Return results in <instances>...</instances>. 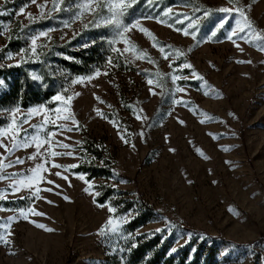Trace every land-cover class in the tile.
<instances>
[{"label": "rangeland", "instance_id": "obj_1", "mask_svg": "<svg viewBox=\"0 0 264 264\" xmlns=\"http://www.w3.org/2000/svg\"><path fill=\"white\" fill-rule=\"evenodd\" d=\"M137 1L129 0L131 6L125 10L124 21L139 20L154 34L158 46L154 47L152 39L138 29L126 33L132 47L125 52L124 43L117 44L121 52H113L112 65L106 63L65 80L64 88L55 96H73L67 111L55 96L27 108L0 109L4 120L0 130L12 123L13 110L19 109L15 113L19 142L31 141L33 136L44 140L51 132L55 133L53 147L49 149L44 144L41 152L72 153L49 157L42 173L45 179L39 184V199L34 195L35 189L13 192L11 180H0V194L6 197L0 200V236L8 241L0 240V264H110L109 258L114 255H119V264H126L122 253L138 235L161 234L163 240L172 239L171 250L176 251L169 253L178 254L188 245L193 253L205 241L204 233L228 241L219 242L216 264H264V40H253L249 30H245L233 38L243 49L241 52L227 39L239 16L217 9L233 7L230 0H197L202 7L178 1L165 8L160 2L155 3L157 0H150L152 10L148 14L132 11ZM82 2L0 0V52H4L14 34L24 42L17 51H5L0 64L46 61L52 52L64 55L63 46L75 49L92 42V31H97L101 39H111V26H93L94 21L107 15L106 9L85 11L80 19H74L81 11L77 5ZM238 2L252 21L251 31H264V0ZM168 8L172 9V19L163 15ZM20 9H24L23 13ZM203 9L209 14L205 15ZM29 14L35 19L30 20ZM177 16L182 22H177ZM145 17L163 18L166 23ZM222 19L227 21L224 28L211 37ZM65 23L69 26L65 27ZM190 23L193 28L189 31H195V39L176 31ZM49 29L52 31L47 37H39L37 44L44 47L38 48L39 56L33 58L29 37ZM159 46L164 47L165 53L160 52ZM22 49L27 51L21 52ZM10 53L14 57L11 60L6 58ZM145 53L150 60L137 58ZM50 61L48 66L52 65ZM183 63H191L193 68L181 70ZM97 69L101 74L91 81L72 83L77 77L94 75ZM193 70L203 79L192 77ZM31 74L41 79L38 72L31 70ZM174 75L189 78L174 82ZM149 80L153 83L149 84ZM5 87L4 81L0 90ZM177 87L185 92L177 91ZM176 100L181 103H174ZM36 108L41 111L29 115V110ZM58 108L62 109L59 113ZM69 111L75 114L77 125L64 118ZM25 119L27 123L23 122ZM86 139H94L104 148L116 171L114 175L90 178L69 167L84 162ZM0 142L10 149L11 135L0 136ZM57 142L69 147H59ZM35 152L34 143L11 154L0 147V159L7 157L5 164L13 162L0 175H30L29 170L43 162L42 157L29 159ZM17 158L23 163H14ZM52 163L63 165L68 171L54 168ZM58 171L69 177L71 186L55 175ZM80 175L88 183L79 179ZM48 180L60 187L54 188ZM88 184L93 187L86 192ZM48 188L53 191H46ZM109 188L114 189L113 194L101 202L99 198ZM65 196L69 199L65 200ZM138 196L155 206L160 217L132 232L127 224L137 215L133 201ZM20 197H24V204H5ZM127 203L133 205L124 210ZM109 205L116 209L115 213H109ZM29 207L34 212L24 219L18 210ZM10 217L14 219L10 221ZM110 217H127L128 222L121 225L119 232L112 233L106 227ZM102 228L104 235L100 234ZM206 240L210 243L211 239Z\"/></svg>", "mask_w": 264, "mask_h": 264}, {"label": "trees", "instance_id": "obj_2", "mask_svg": "<svg viewBox=\"0 0 264 264\" xmlns=\"http://www.w3.org/2000/svg\"><path fill=\"white\" fill-rule=\"evenodd\" d=\"M150 0H138L132 11L138 14H148L151 12L149 7ZM178 1H186L195 7H202L197 0H157L162 8L175 4ZM161 8V7H160ZM204 11L207 9H203ZM94 40L88 44V47H79L71 49L69 45L61 47L64 55H55L54 52L49 54L46 61H29L22 64H0V78L5 81V89L0 90V109L8 107H30L45 101H49L60 92L66 82L73 75L85 74L92 71L95 67L104 66L108 59L111 58L113 52L106 39H101L97 35V31L89 33ZM94 42V43H93ZM24 45L23 40L18 35H13L4 47L5 51H17ZM0 52V57L4 53ZM69 57L70 59H65ZM52 62L48 66L47 62ZM120 66L123 61H120ZM123 68V67H122ZM31 70L38 72L41 79H32ZM4 120L0 118V126ZM85 160L79 165L77 170L86 173L90 178L110 177L115 174L112 162L109 160L108 154L104 148L94 139H86L84 143ZM114 189H106L99 198L101 202L105 201L108 196L113 194ZM123 193V191H119ZM128 200H126L127 202ZM26 201L12 200L6 201V205H20ZM134 204L137 205V215L127 224L129 231H136L141 226L154 221L160 217V212L148 201L138 196ZM133 204L127 203L125 209L131 208ZM181 226V225H179ZM184 228L189 229L184 226ZM196 234H202L203 231H194ZM204 233V232H203ZM205 241L200 243L193 253H191V245L181 249L178 254L169 253L173 240H163L161 234L138 235L131 243L125 247L122 253L123 260L126 264H216L217 254L220 251L219 242H228L222 236H211L204 233ZM206 238H210V243ZM136 244V247H131ZM110 264H119V255L109 258Z\"/></svg>", "mask_w": 264, "mask_h": 264}, {"label": "snow or ice", "instance_id": "obj_3", "mask_svg": "<svg viewBox=\"0 0 264 264\" xmlns=\"http://www.w3.org/2000/svg\"><path fill=\"white\" fill-rule=\"evenodd\" d=\"M230 3H233L234 6L233 7H221L219 9H217V11L219 12H223L226 14H231L233 12H235L236 14H238L239 19L237 20L236 23V27L233 28L231 30V32L228 34L227 39L232 41L233 44L239 48L241 50V52L243 51V49L241 48L240 44L236 43V40H234V37H238L240 33H244L245 30H249L251 37L253 40H264V31H259V32H252L251 30L253 29V24L252 21L250 19V17L248 16L245 7L241 6L238 2V0H230ZM58 5H54V7H56ZM95 6V7H93ZM130 3L129 0H83L82 3L78 4L77 7H79L81 9V11L79 13H77V15L74 17V19H80L85 11L87 12H92L95 13L97 11V9H106L107 10V15H103L101 16L100 19L96 20L93 22V26L94 27H100L102 24L104 26H111L114 29V35L111 37V39H109L107 42L111 48L112 52H116V53H120L121 50L119 48L116 47L117 44L119 43H124L125 48L124 51L127 52L130 50V48L132 47V45L130 44V41L127 39L126 37V33L130 32L132 29H138L139 31H141L142 33H144L147 37L151 38L153 41V46L156 47L158 46L159 42L156 40V37L154 36V34L147 28L143 27L140 24L139 20H136L134 22L131 23H126L124 21V16H125V10L127 7H130ZM43 7V6H41ZM247 7H251V5H248ZM24 9H20V12L23 13ZM172 9L168 8L165 10L164 12V17L167 19H172V17L169 15L171 13ZM208 11L205 10V15H208ZM43 15V14H42ZM29 19L30 20H34L35 18H33L31 16V14H29ZM145 19H156L157 23H161V24H165L166 23V19L163 18H156V17H145ZM177 22H182L179 19V16H177L176 18ZM227 23L226 20H221L220 23L218 24L217 28L215 31H213L211 33V37H215L217 32L224 28L225 24ZM69 24L65 23V27H68ZM86 28L88 27V25H84ZM169 27H172L171 24L168 25ZM189 28H193V25L190 23L186 28L183 29H176V31H180L183 32V34L185 36H189L191 35L193 39L196 38V33L195 31L190 32ZM52 29H49L48 31H41L38 34H34L31 35L29 37L31 45H30V52H31V56L33 58H38L39 53L37 52V49L40 47H44L43 45H38L37 41L39 39V37H47L49 35V32H51ZM210 37V38H211ZM243 39H247V37H241ZM251 42V41H249ZM94 43V42H93ZM84 47H88L87 44L84 45ZM159 50L161 53H165V49L163 46H159ZM191 49H189L190 51ZM27 50L22 49L21 52H26ZM177 55H184L183 53H179L177 52ZM7 59L11 60L13 59V55L10 53L8 54V56L6 57ZM137 58H148L147 54L145 53L143 56L137 57ZM165 59H168V55L165 54L164 55ZM24 57H21V60H23ZM65 59H70L69 57H65ZM150 60V58H148ZM151 62V61H150ZM251 63V61H238V63ZM108 65H112V59L109 58L108 59ZM9 67H11L12 65H8ZM180 69H192L193 66L191 63H183L182 65L179 66ZM100 70L97 69L94 75H89V76H81V77H77L75 80L72 81L73 84H77V83H85L88 81H91L92 79H94L95 77H98L100 75ZM104 75H107V72L103 73ZM191 76L197 79H203L202 77L198 76V74L193 70L191 72ZM189 77L187 76H179V75H174L172 77L173 81H178L180 79H185L187 80ZM32 79L36 80L38 79L37 76L33 75ZM149 84H152L153 81L149 80L148 81ZM4 81L0 80V85H3ZM179 92H185V89L182 87H177L176 89ZM65 92H67V89H64ZM78 95V93L76 94ZM54 99L56 101H61L63 102L64 105V109L65 111H67L68 106H69V102L73 99V96L71 95H57L54 97ZM99 99V98H97ZM174 103L179 104L181 103V101L176 100L174 101ZM19 109H14L13 110V120L12 123H10L8 125L7 128L0 130V136H3L4 134H10L11 138H12V146L9 149L7 147V145H4L2 142H0V147H4L6 151L9 152V154H11L12 152H14L16 149L18 148H28L30 146H32V144H35L36 147V152L29 157V159L32 160H36L37 157H42L43 162L41 163H37L35 165L34 168L30 169V175H22V174H11L9 176H5V175H0V180L3 179H9L11 180V184L10 187L12 188L13 192H19L21 190V188H28V189H35L34 195L36 196L37 199L40 198V192H41V188L39 187V184L41 182L44 181V176L42 175V173L44 171H46V164L49 161V157H55L58 155H72V153H57L55 151H48L47 155H45V153L41 152V148L44 144H48L49 145V149H51L53 147V143H52V137L55 135V133H48V138L41 140L40 137L38 136H33L31 141L25 139L23 141V143L19 142L18 137H19V128H18V124L17 121L15 120V113L18 112ZM41 111V109L36 108V109H30L29 110V115H31L32 113H39ZM57 113H59L60 111H62V109H57L56 110ZM97 114L100 116H103V113L100 112L99 110H97ZM170 114V113H169ZM58 119L60 118L59 116L57 117ZM65 119H71L72 123L74 125L78 124V121H76L75 119V114L72 112H68V115L66 117H64ZM137 119H141V117L139 115H137L136 117ZM24 123H27V120L25 119L23 121ZM180 123H183V121H180ZM68 130H72V129H68ZM121 139L124 140L125 143H128V140L125 136H121ZM59 147H64L67 148L69 147L66 144H60L58 143ZM134 146V145H133ZM170 151H174V149H169ZM198 152L200 151L199 149L197 150ZM201 155H203V153H200ZM4 159H7V157H4L3 159H0V172H3V169L8 168V167H12L13 166V162L9 161L7 164H5L3 162ZM16 164H21L23 163L22 160H20L19 158H17V160L14 162ZM54 168H60V169H64V171H68V168H65V166L63 165H59V164H55L52 163L51 165ZM72 169L78 168L79 165L78 164H73L71 166H69ZM56 176L58 177H62L65 181L69 182V186H71V182L70 179L67 175H63L62 172H56L55 173ZM118 175V174H117ZM81 180H84L85 183H88V181L86 180V178L83 175H80L78 177ZM48 184H52L54 186V188L58 189L60 186L55 184L54 181L52 180H48L47 181ZM93 187V185L88 184V187L85 188L86 192H89L90 189ZM46 191L52 192L53 188H48L45 189ZM96 195L98 196L99 193L97 192ZM6 197L4 194H0V200H4ZM20 199H24V197H20ZM65 200H68L69 197L65 196L64 197ZM49 203H51V201H48ZM100 207H104L103 204L99 205ZM19 211V215L21 217H23L24 219H28V216L30 213L34 212V209L29 207L27 209L25 208H21L18 210ZM108 211L109 213H115L116 209L114 207H112L111 205L108 206ZM34 214L36 215H43L42 213H38L35 212ZM14 217H10L9 220H13ZM128 222V218L127 217H122L120 220H115L113 218H109V220L107 221V225L106 227L110 228V231L112 233H117L121 230V225L124 223ZM39 228H45V225L43 224H37L36 225ZM49 231H51V229H47ZM157 231H162V229H157ZM10 234V233H9ZM101 235L105 234V229H101L100 232ZM189 236H191V233H189ZM0 240H3L5 243H7L8 241L6 240L5 237L0 236ZM131 247H136V244H132ZM172 252H175L176 249H172Z\"/></svg>", "mask_w": 264, "mask_h": 264}]
</instances>
